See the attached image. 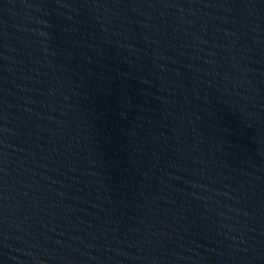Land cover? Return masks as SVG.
<instances>
[{"label": "water", "instance_id": "95a60500", "mask_svg": "<svg viewBox=\"0 0 264 264\" xmlns=\"http://www.w3.org/2000/svg\"><path fill=\"white\" fill-rule=\"evenodd\" d=\"M264 0H0V94Z\"/></svg>", "mask_w": 264, "mask_h": 264}]
</instances>
